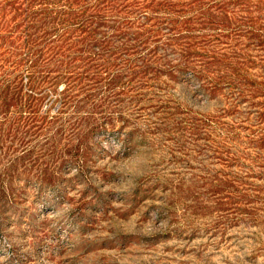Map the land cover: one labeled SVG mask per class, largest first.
I'll list each match as a JSON object with an SVG mask.
<instances>
[{
    "label": "rangeland",
    "instance_id": "rangeland-1",
    "mask_svg": "<svg viewBox=\"0 0 264 264\" xmlns=\"http://www.w3.org/2000/svg\"><path fill=\"white\" fill-rule=\"evenodd\" d=\"M0 264H264V0H0Z\"/></svg>",
    "mask_w": 264,
    "mask_h": 264
}]
</instances>
